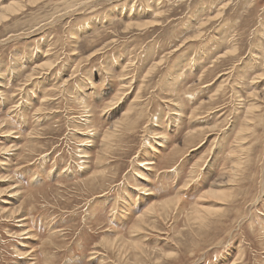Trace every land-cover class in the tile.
I'll use <instances>...</instances> for the list:
<instances>
[{
    "label": "rangeland",
    "instance_id": "rangeland-1",
    "mask_svg": "<svg viewBox=\"0 0 264 264\" xmlns=\"http://www.w3.org/2000/svg\"><path fill=\"white\" fill-rule=\"evenodd\" d=\"M15 2L0 264H264V0Z\"/></svg>",
    "mask_w": 264,
    "mask_h": 264
},
{
    "label": "bare ground",
    "instance_id": "bare-ground-1",
    "mask_svg": "<svg viewBox=\"0 0 264 264\" xmlns=\"http://www.w3.org/2000/svg\"><path fill=\"white\" fill-rule=\"evenodd\" d=\"M28 2H35L36 0H27ZM24 5H25V3H24ZM23 5L22 4H20V2H15V3H9V4H7V5H5V6H3L1 9H0V21H2V20H4V19H6L9 15H11V14H13V13H15V12H17V11H19L20 9H21V7H22ZM138 25V24H137ZM140 25V24H139ZM142 25V24H141ZM251 110V109H250ZM249 112V111H248ZM250 119V118H249ZM252 119V118H251ZM238 159H240V158H238ZM240 162V161H239ZM238 165H239V163H238ZM209 191L208 192H206L205 193V191H204V193H205V195L206 194H209V195H215V194H217L218 192H219V190L217 189H213V187L211 188V189H208ZM164 202V201H163ZM169 205V201L168 202H164V203H161V206H163V207H166V206H168ZM197 210H194L193 211V213H195V214H197L198 213V215L196 216V215H192L194 218H202V215L201 214H199V213H201V210H200V208L198 207V208H196ZM165 213V212H164ZM192 213V214H193ZM188 214V213H187ZM195 220H197V219H195Z\"/></svg>",
    "mask_w": 264,
    "mask_h": 264
}]
</instances>
